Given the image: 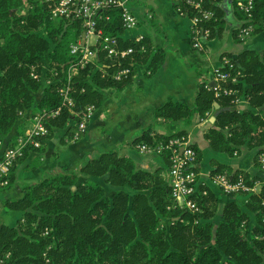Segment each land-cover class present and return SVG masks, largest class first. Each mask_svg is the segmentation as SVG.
<instances>
[{
	"label": "trees",
	"instance_id": "trees-1",
	"mask_svg": "<svg viewBox=\"0 0 264 264\" xmlns=\"http://www.w3.org/2000/svg\"><path fill=\"white\" fill-rule=\"evenodd\" d=\"M244 1L234 2L237 17L246 19L241 25L249 21L237 6ZM206 4L215 9V17L205 23L218 36L224 28L221 0ZM54 5V0H0V141L13 128L19 110L51 109L62 103L59 82L46 86L37 100L34 91L41 81L32 75L33 70L40 75L43 67L51 76L54 70L63 73L80 57L71 53L70 44L81 33V21L53 17ZM108 12L111 18L101 19L100 26L105 34L114 35L122 30L119 10ZM252 15L254 32L262 30L264 0H254ZM238 32L234 29L235 36ZM119 40L121 48L133 45L135 52L108 55L98 41L101 64L89 63L70 83L75 109L98 105L101 87L128 81L113 76L118 69L149 57L140 50V42L122 36ZM221 54L241 70L237 81L228 82L239 89L237 94L217 97L200 83L194 105L169 100L157 109V116L178 120L188 118L193 108L201 115L212 108L217 117L207 133L209 143L228 153L242 145L256 148L258 163V153L264 151V48ZM236 96L244 101L235 102ZM73 119L77 116L64 106L45 121L52 134L53 126H65ZM22 131L23 127L17 133ZM184 133L150 127L133 142L155 143ZM225 169L233 177L243 175L249 183L259 179L262 188L245 193L244 204L230 198L215 222L212 217L219 200L212 189L197 198L198 210L180 207L172 198L166 169L159 174L137 167L131 156L118 149L102 151L76 171L23 183L21 197L4 201L5 208L21 209L22 214L14 225L0 221V258L5 264H264V180L221 162L212 172ZM104 182L111 186L110 192Z\"/></svg>",
	"mask_w": 264,
	"mask_h": 264
},
{
	"label": "crops",
	"instance_id": "crops-1",
	"mask_svg": "<svg viewBox=\"0 0 264 264\" xmlns=\"http://www.w3.org/2000/svg\"><path fill=\"white\" fill-rule=\"evenodd\" d=\"M128 5L139 18V25L131 32L122 33V37L131 39L144 35L146 50L142 51L150 58L131 60L132 66L127 75L120 78L113 75L121 81L127 78L128 81L122 86L100 88L102 99L95 105L92 118L77 140H66L60 132L54 133L48 136L40 151H33L15 162L11 183L0 188L1 220H16L18 213L12 211V218H5L10 212L3 209V203L6 199L21 197L23 183L40 181L57 172L78 170L89 158L105 150L118 149L131 156L137 167L163 174L168 167L166 155L141 151L137 144L142 141L133 142L150 127L163 133L185 130L200 150L197 169L205 182L209 180L217 162L232 169L258 172L256 149L242 145L233 153H228L215 149L209 143L207 133L217 117L214 109L208 108L205 115H201L193 108L188 118L178 120L157 116V109L169 100L194 105L199 84L208 79L211 66L218 62L221 53H237L243 48H264V28L243 42L237 41L233 32L239 28L240 22L234 1L221 0L224 28L210 40V55L207 56L192 47L190 20L177 11L172 0H128ZM97 39L98 35H93L92 44H96ZM98 62L101 64L100 60ZM98 62L94 64L98 65ZM218 106L216 103L215 107ZM22 121V118H17L11 131L4 136L2 146L8 144L24 126ZM216 194L219 203L212 219L215 222L220 220L224 203L231 198L230 194L220 190H216ZM236 198L239 202L243 199Z\"/></svg>",
	"mask_w": 264,
	"mask_h": 264
},
{
	"label": "built area",
	"instance_id": "built-area-1",
	"mask_svg": "<svg viewBox=\"0 0 264 264\" xmlns=\"http://www.w3.org/2000/svg\"><path fill=\"white\" fill-rule=\"evenodd\" d=\"M177 11L185 15L190 20V41L194 49L202 51L207 56L210 55L209 42L214 37L212 29L205 22L215 17V9L206 3L218 2L219 0H172ZM55 5L52 8L53 17L78 18L81 21V33L79 37L70 44V51L73 54H79L80 57L69 64L63 72V84L58 88L62 103L56 108H43L32 111L27 108L19 110V115H25L27 111L29 116L24 119L25 126L23 131L17 133L13 142L3 148L0 152V186H5L10 182V174L16 160L24 155L27 146L40 147L43 140L49 133V127L45 121L46 117L58 115L62 107L66 106L69 110L78 116L77 128L74 135H79L85 131L88 122L93 116L95 105L88 104L82 110L75 109V99L71 94L70 83L72 79L85 68L89 63L99 61V52L96 44H92L91 37L98 35V41L104 43L108 55L122 54L132 55L135 52L133 45L120 47L119 36L124 32H131L139 25V18L131 10L128 0H54ZM240 9L246 14L248 23L240 25L239 36L241 38L253 32L256 24L251 21L254 9V0H245ZM110 9H118L121 20L122 30L114 35L105 34L100 26L101 19H110ZM145 36L140 34L131 37V40L140 42V50H146L143 42ZM98 64H100L98 62ZM130 66H124L118 69L113 75L122 77L130 72ZM211 73L204 82L208 88L214 91L215 96L237 94L239 89L229 84V81H237L241 70L237 69L227 55H220L218 62L211 66ZM56 77L60 76L58 70H54ZM35 75V73H33ZM235 102L244 101L240 96L235 97ZM141 151L157 154H168L169 163L167 167V180L170 185L171 195L180 207H186L196 211L199 209L198 197L207 194L205 181L201 180L197 169L198 153L188 133L175 134L166 140H159L155 143L139 142L137 144ZM258 160L264 167V152L258 153ZM210 180L214 185H218L225 192L255 191V187L248 184L243 175L233 177L228 170L214 171L210 175ZM2 259H0V264Z\"/></svg>",
	"mask_w": 264,
	"mask_h": 264
},
{
	"label": "rangeland",
	"instance_id": "rangeland-1",
	"mask_svg": "<svg viewBox=\"0 0 264 264\" xmlns=\"http://www.w3.org/2000/svg\"><path fill=\"white\" fill-rule=\"evenodd\" d=\"M234 2H235V0H233ZM239 1V0H238ZM242 1V0H241ZM219 2V1H218ZM243 2H238V4H237V6H240L241 4H242ZM235 5V4H234ZM239 19V18H238ZM246 19H239V22H240V25L242 24L241 22H243V21H245ZM240 27V26H239ZM239 29V28H238ZM256 29V28H255ZM255 31V30H254ZM254 31L253 32H251L250 34H248L247 36H245V37H243V38H241L240 36H239V34H237V36H235V39L237 40V41H241V42H243L244 40H246V39H248L249 37H251L252 35H253V33H254ZM234 33V32H233ZM238 37V38H237ZM240 38V39H239ZM242 50V49H241ZM240 51V50H239ZM238 51V52H239ZM80 72V71H79ZM33 73H35V75H33ZM32 75L33 76H35V77H37V78H40V81H41V85H40V87H39V89L38 90H36V91H34V94H35V98L38 100V99H40L41 98V96H42V92H43V90H44V88L46 87V86H48V85H50V84H53V83H55V82H59V87L63 84V80H62V75H63V73H60V76L59 77H56L54 74H53V76H51V75H49L48 73H47V67H43V69H42V72H41V74L39 75L38 73H36V71L35 70H33V72H32ZM58 87V88H59ZM41 95V96H40ZM27 109H29V110H34V108L33 107H28ZM29 114H30V112L29 111H27L26 112V114L25 115H19L18 116V118H22L23 119V121H24V119L25 118H27L28 116H29ZM74 114V113H73ZM169 120V119H168ZM171 120V119H170ZM22 121V123L24 124V126H25V123ZM77 123H78V116H77V119H73V120H71L67 125H65V126H53V128H54V133H59L60 132V134H61V136H62V138L64 139V137L66 138V140L67 139H69L70 141H73V140H77L81 135H82V133L79 135V137H77V136H75L74 135V130H76V128H77ZM48 125V124H47ZM23 126V127H24ZM48 127H49V125H48ZM50 127H49V133H48V135L45 137V139L43 140V144L40 146V147H34V146H27V148H26V150H25V153H24V155L26 156V155H28L29 153H31V152H33V151H40V149H42L43 147H44V144H45V142H46V140L48 139V136H50V135H53L54 133H50ZM5 136V135H4ZM4 136H3V138L1 139V141H0V144H1V150H3V148H5L6 146H8V145H10V142L11 141H13L12 139L9 141V143L8 144H6L5 146H2L3 144H4ZM14 139V138H13ZM253 149H256V148H253ZM261 152H264V151H261ZM24 155H22L21 157H23ZM21 157H19V158H21ZM18 158V159H19ZM17 159V160H18ZM16 160V161H17ZM258 161V163H256L257 164V166H258V168H257V170H258V172L256 173H251L250 172V175H251V177L252 176H254V175H259L263 180H264V167L261 165V163L259 162V160H257ZM15 165V164H14ZM14 167V166H13ZM227 170V169H226ZM12 171H13V168H12ZM12 171H11V173H12ZM76 171V170H75ZM221 171V170H220ZM229 172V171H228ZM81 177V176H80ZM11 180H12V178H11V174H10V182L7 184V185H9L10 183H11ZM248 184H250V185H252V186H254L255 187V191H252V192H260V190H261V188H262V184H261V181L259 180V179H255V180H253L252 181V183H249L248 182ZM7 185H5V186H7ZM205 187L207 188V194L209 193V190H213L214 191V194L217 196V194H216V190H220L221 192H223V193H227V194H230V193H233V195H230V197L231 198H235L236 200H238L236 197H238V198H241V197H243V199H240V203L241 204H244L245 203V197H246V194L245 193H248V192H251V191H246V192H243L242 190H240V191H234V192H225L224 191V189L222 188V187H220V186H218V185H214L212 182H211V180H210V178H209V180L208 181H206L205 182ZM0 188H1V186H0ZM107 189H108V191L110 192L111 191V188H110V186H108L107 185ZM214 202V201H213ZM263 204H264V198H263ZM218 203H219V201H218ZM218 203H217V207H218ZM4 207V206H3ZM3 209H5V210H9L8 212H10V211H12V212H15V214L16 213H18V215L16 216V220L14 221V222H10V221H7L6 219L5 220H1L0 219V221H2V222H6V223H8V224H12V225H14V224H16V222H17V220L19 219V217L21 216V214H22V210L21 209H15V208H12V209H8V208H3ZM217 211V210H216ZM252 213V212H251ZM11 214V212L10 213H8L7 215H5V218L6 217H8V218H12V216L10 215ZM13 214V213H12ZM14 214V215H15ZM215 216V215H214ZM213 216V217H214ZM213 217H212V219H213ZM15 219V218H14ZM10 254V252H7L6 253V255L8 256ZM0 259H2V262H1V264H5V261H4V259L3 258H0Z\"/></svg>",
	"mask_w": 264,
	"mask_h": 264
}]
</instances>
